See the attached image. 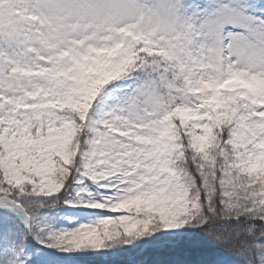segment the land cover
<instances>
[{
	"label": "snow or ice",
	"instance_id": "1",
	"mask_svg": "<svg viewBox=\"0 0 264 264\" xmlns=\"http://www.w3.org/2000/svg\"><path fill=\"white\" fill-rule=\"evenodd\" d=\"M0 264H264V0H0Z\"/></svg>",
	"mask_w": 264,
	"mask_h": 264
}]
</instances>
